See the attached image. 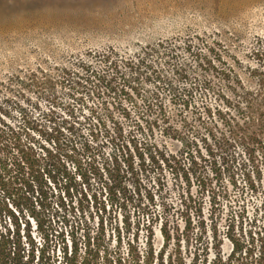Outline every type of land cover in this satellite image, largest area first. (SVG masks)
<instances>
[{
	"label": "trees",
	"instance_id": "1",
	"mask_svg": "<svg viewBox=\"0 0 264 264\" xmlns=\"http://www.w3.org/2000/svg\"><path fill=\"white\" fill-rule=\"evenodd\" d=\"M205 48L186 44L183 51L192 61L180 66L179 49L171 46L161 63L163 57L153 62L145 50L123 59L105 49L39 78L0 81V264H264V238L252 232L245 237L231 224L221 237L215 216L222 192L202 172L198 181L201 196L210 198L211 223L207 225L204 204L191 190L178 195L176 204L162 201L167 215L158 217L156 200L166 199L159 195L165 170L184 184H190L192 171L181 157L152 141L156 125L151 120H134L127 128L114 120V112L130 120L126 103L153 116L164 106L163 93L186 110L199 111L201 104L205 115L213 117L208 99L214 94L216 101L235 106L241 117H226L228 136L204 135L206 142L210 139L206 154L211 172L218 182L228 176L235 186L241 174L248 189L257 192L264 166V77L259 89L237 83L228 94L215 90L209 72L216 69V59L206 53L214 50ZM151 84L154 90L148 94L144 88ZM26 92H35L36 100L27 99ZM95 100L102 101L97 105ZM91 180L99 181L100 191H93ZM109 204L127 212L112 231L113 246L106 236L113 221L104 218ZM156 224L167 255L164 246L154 248ZM142 225L147 235L143 247ZM225 240L231 245L228 253Z\"/></svg>",
	"mask_w": 264,
	"mask_h": 264
},
{
	"label": "rangeland",
	"instance_id": "2",
	"mask_svg": "<svg viewBox=\"0 0 264 264\" xmlns=\"http://www.w3.org/2000/svg\"><path fill=\"white\" fill-rule=\"evenodd\" d=\"M186 44L198 50L207 51L206 46L213 48L214 52L206 53L216 59V69L212 68L209 72L215 82V90L228 94L238 88L237 83L249 90L259 89L264 77V0H0L1 82L18 76L24 81L27 77L39 78L59 68H70L79 59L89 60L95 56L93 54L105 49H113L123 59L145 50L152 54L149 59L153 62L156 57H163L158 59L161 63L166 60L167 47L171 46L179 49L177 65L180 66L192 61L183 51ZM147 86L144 91L149 94L154 87L152 84ZM61 93H64L63 90ZM142 94L145 95L143 91ZM211 96L208 105L216 114L213 117L205 115L201 104L199 111L193 107L186 110L163 93L161 101L164 106L161 110L152 111L153 116L147 115L149 111L141 109V112L126 103L131 111L130 120L115 112L114 120L120 121L126 128L129 122L133 126L134 120L144 124L151 120L156 125L152 141H156L168 154L181 157V162L187 163L185 169L192 171L190 184H184L177 182L175 176L165 170V189L159 195L166 199L156 200L158 207L154 210L158 217L167 215L163 207L160 208L162 201L167 204L168 199L176 204L178 195L184 190H191L193 196L200 198L204 204L203 217L207 225L211 223L213 208L210 198L207 193L201 196L198 181V174L202 172L215 184V190L222 192L218 199V215L215 216L221 237L231 224L245 237L252 232L256 238H264V166H261L257 192L248 189L241 174L237 176L238 186H235L230 184L228 176L218 182L211 172L212 159L206 154L210 139L206 142L204 135H209V138L214 134L228 136L230 128L227 127L226 117L237 121L241 117L235 106L216 101L214 94ZM36 97L35 92H26L27 99L35 101ZM104 99L108 103L113 102L108 97ZM101 101L95 100V103L98 105ZM137 104L142 108V101H137ZM217 109L221 114L216 112ZM212 121L213 128L210 126ZM256 130L259 132V129ZM145 139L151 143V139ZM90 183L93 191H100L99 181L91 180ZM123 213L127 215L119 206L111 208L109 204L104 215L107 222L113 221V226L109 223L106 226L107 241L111 242V246L115 243L112 231L121 225ZM133 214V209H129L132 223L136 219ZM96 227L95 220L91 222V229L96 230ZM158 227L159 224L154 227L153 245L157 251L164 246L167 255V245H164ZM146 236L142 225L139 240L142 247ZM230 247L225 240L223 251L228 253Z\"/></svg>",
	"mask_w": 264,
	"mask_h": 264
}]
</instances>
